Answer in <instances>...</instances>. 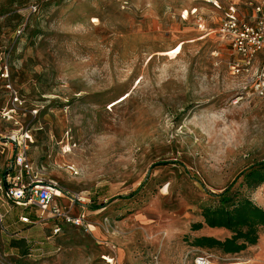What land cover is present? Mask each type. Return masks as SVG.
Returning <instances> with one entry per match:
<instances>
[{"label": "rangeland", "instance_id": "374dc122", "mask_svg": "<svg viewBox=\"0 0 264 264\" xmlns=\"http://www.w3.org/2000/svg\"><path fill=\"white\" fill-rule=\"evenodd\" d=\"M211 1H0V264H264V230L234 255L192 245L230 236L191 229L210 193L233 185L264 208V184L245 182L264 161V99L218 32L232 0ZM26 133L33 177L106 206L73 208L90 230L58 223L48 241L52 221L18 223L4 188Z\"/></svg>", "mask_w": 264, "mask_h": 264}, {"label": "built area", "instance_id": "2783aa9c", "mask_svg": "<svg viewBox=\"0 0 264 264\" xmlns=\"http://www.w3.org/2000/svg\"><path fill=\"white\" fill-rule=\"evenodd\" d=\"M211 2L220 8L216 0ZM218 32L223 39L227 40L235 56L233 71L238 74L251 71V92L256 97L264 99V0H232L224 9ZM17 100L15 95V101ZM238 100L234 102L237 103ZM28 139L30 136L26 133L11 163V171L7 176L5 175L7 182L4 189L8 204L15 203L18 206L34 208L38 217L37 224L46 221L55 223L54 236L60 231L58 223L90 230L91 225L86 222L85 216L72 215L76 205L83 209L88 206L87 196L64 190L55 181L48 182L33 177V167L27 156L26 141ZM66 171L71 176L79 175L76 167L72 165H67ZM62 200L68 201L66 207L62 205ZM20 221L30 223V219L25 216H21ZM47 240L50 241L51 236L47 237ZM2 264L16 263L4 260ZM195 264H211L210 257L199 256Z\"/></svg>", "mask_w": 264, "mask_h": 264}, {"label": "trees", "instance_id": "16d2710c", "mask_svg": "<svg viewBox=\"0 0 264 264\" xmlns=\"http://www.w3.org/2000/svg\"><path fill=\"white\" fill-rule=\"evenodd\" d=\"M163 164L165 163H157L154 166ZM259 166L258 169H250L245 175V182L249 189L257 188L264 184V161L260 162ZM232 186L230 185L220 194L210 193L212 197L219 199L218 205L216 207L209 206L203 208L201 213L203 221L193 223L191 227L193 231H199L204 227L224 229L230 233V236L221 240L213 236L203 235L194 239L192 242L193 246L200 249H217L224 254L234 255L258 243L259 234L261 230H264V208L259 207L254 201L239 191L230 193ZM11 204L16 212L17 210L21 211V215L17 219L18 223L27 227L41 225L36 223L38 217L34 208L18 206L15 203ZM89 209L93 212H100L106 209V206L104 204H91ZM21 216L28 217L30 223L20 221ZM54 225L55 223L53 222L50 227V235L46 236L45 240L50 236L51 238L56 237L53 235ZM58 226L60 227L59 224ZM23 242L19 241L18 243L10 245V247L18 248Z\"/></svg>", "mask_w": 264, "mask_h": 264}, {"label": "crops", "instance_id": "0c3cea01", "mask_svg": "<svg viewBox=\"0 0 264 264\" xmlns=\"http://www.w3.org/2000/svg\"><path fill=\"white\" fill-rule=\"evenodd\" d=\"M67 202H68V201H67ZM46 222H49V221H46ZM46 222H42L41 225H42V226L47 225L48 223H46ZM51 226H52V224H51ZM51 226H50V227H51Z\"/></svg>", "mask_w": 264, "mask_h": 264}]
</instances>
